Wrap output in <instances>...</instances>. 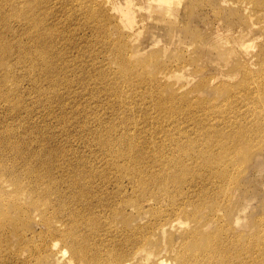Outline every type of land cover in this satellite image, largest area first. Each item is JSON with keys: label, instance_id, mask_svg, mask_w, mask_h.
Segmentation results:
<instances>
[{"label": "rangeland", "instance_id": "rangeland-1", "mask_svg": "<svg viewBox=\"0 0 264 264\" xmlns=\"http://www.w3.org/2000/svg\"><path fill=\"white\" fill-rule=\"evenodd\" d=\"M103 1L104 0H0V146L2 145L0 147L2 149H0V162L3 165L2 168L5 169L8 164L10 167L7 166V168L12 170L11 172L13 175L18 174V176L21 177L23 174L21 178L28 177L29 182H40L41 186L49 188L51 200L56 203L57 207L63 206L67 200H72L74 196H77V193H75L77 188L75 189L73 187H77L74 185L78 184L72 182L81 176H87L89 172H87V174L85 173L88 169L106 168L119 171L128 169V166L130 167L129 169H135V166H141L144 169L145 164H154L153 169H169L171 171L184 169L188 172L189 176L197 175V177H200V175L202 177L203 174L201 173H204L206 170L208 171V169H218V171L222 172L224 175L232 174V170L239 169L237 173L238 189L235 194L234 191H230L231 196L233 194L235 196L233 198L234 211L232 213L234 215V220L232 222H235L237 218L235 226L238 229V234L243 230H247V232H243V235L239 236L240 243L238 244L239 249H237V251H240L237 257L238 261L236 259V264H240V260L244 259V257L247 259L252 258L249 264H264V148L260 145L261 142H264V120L258 119L260 114L259 106H264V93L262 92V88H260V91H249L246 88H241L238 91L240 95H243H241V100H243L241 101L242 103L239 102L230 106L228 101L226 102V98L229 96V92L227 91H230L231 85L235 83L238 85L242 79L245 80L244 76L246 73L235 70L233 68L235 63L239 60L241 62L258 65L257 59H259L260 55L264 56V31L258 29V26L253 27L257 25V18H253V22L256 21V25H249L250 28L246 27V22L243 24L240 22V26H242L243 29H251L252 27L250 36L252 38L255 37L254 39L256 40L253 39L254 42L250 41L252 44H250L251 47L249 46L248 50L243 49V51L237 48L239 51L237 54L228 55L226 54V50L233 44L227 42V39L224 38V36H227L229 33V23L233 21L235 27H238L239 20L244 21L246 19H244V16L247 17V13L240 11V13L238 12L236 15L232 14L234 17L231 16L227 20L224 19V17H229L230 11L226 3H221L222 0H106L111 9L106 7ZM6 4L10 6H6ZM24 8L25 10H22ZM233 9L235 10L236 8L233 7ZM125 10L130 11L129 20H126L123 16V11ZM126 23H130L129 27L131 28L133 26V29L131 30L126 27ZM217 30L222 32V38L216 34ZM40 45L41 48L39 47ZM44 45H46V47ZM42 47L51 50L48 51ZM20 48L22 50H20ZM14 49H16L17 53ZM25 50L28 54H26ZM54 51L58 52L55 54ZM249 51L252 53H248ZM18 52H22V55L18 54ZM59 52L60 54H58ZM253 53H255V58L249 60V57ZM47 56L49 57L47 58ZM15 57H18V60H16ZM57 57H60L61 60ZM13 59L16 60L14 61L15 63H13ZM19 59L20 62H18ZM51 60L52 66L49 65L51 64ZM34 61L36 63H34ZM36 64L38 66H36ZM21 65H25L23 66L24 68ZM160 68L169 70L168 75L170 79L166 81L164 87H159L158 92L165 97L172 95L174 97V100L171 101L170 99L164 104V111H172L173 109L178 111L179 114L174 116V118L179 116L177 120H174V118L169 119L164 114L165 112L160 113L159 110L157 111V105H159L158 100L157 98L153 99L152 95L154 93H152V91L150 95V90L153 89L149 87L148 83L146 85L142 84L145 81L147 82L148 79L151 80L154 76L153 73L157 72ZM9 69L11 74H9ZM14 74H16L17 77L19 75V78L15 77ZM15 78L18 79V82ZM136 78L145 81L139 82L138 86L134 87ZM19 80L21 81L19 82ZM65 82H67V86ZM88 85H91V87H88ZM71 86L75 89L70 90L73 89ZM67 88L73 93L69 94L70 92ZM148 88H150L149 91H147ZM14 90L17 91L18 94ZM61 90L65 92L66 95ZM223 91H226L227 94ZM60 94L63 96L61 97ZM251 95L253 97V102L248 99ZM134 99H137V101ZM245 99L248 101H245ZM19 101L20 103L23 102V104L21 103V105ZM125 101H127V103ZM255 101L258 104H256ZM245 105H251V107L249 106L250 113ZM252 106H254V108H252ZM263 106L262 108H264ZM237 107L238 109L241 107V110L239 109L241 113L238 111ZM203 108H206L207 112L212 113V116H215L214 113L217 111H221L218 116L219 118H215L214 122V118L210 117L211 120L208 125L207 120L209 119L204 113ZM214 109L217 110L215 111ZM226 111H228V114ZM230 111L235 112L231 115L229 113ZM242 111L244 112L242 113ZM245 112L246 114L253 113L248 116V114H244ZM263 113L264 111L262 114ZM236 114H238L237 117H242L240 121L239 118L236 117ZM229 115L233 116L232 118L234 121H227L228 117H230ZM222 117H224L223 120L226 119L225 123ZM157 119L158 122L156 121ZM250 119H252V122L256 120L254 122L255 127H258L257 125H262V128L253 127V123ZM95 120H98V123L95 122ZM247 120L251 122V125ZM130 121L133 122L130 123ZM134 121L137 125L134 124ZM151 122L153 124H151ZM159 122H164L165 124ZM128 123L130 124L128 125ZM138 124L139 128L137 127ZM157 124H160L163 128ZM231 124H233V126H231ZM166 125L172 127L169 128L167 126L169 129L167 128L168 130L166 129V131L164 130ZM174 125L175 127L178 126V129L176 128L177 130L175 131H173L175 129ZM12 126L14 130L11 128ZM209 126L211 131L209 130L210 128H208ZM215 126L217 127V131L219 130V132L225 136L222 141H219L221 136H219L220 134L216 131ZM251 126L258 132L252 129ZM248 127L255 133H253L252 130V132L247 131L249 129ZM22 128H25L23 129L25 131L21 130ZM186 128L190 131H186ZM9 129L14 132H11ZM191 130L195 131L192 132ZM202 130H205V135L203 134L204 132L202 133ZM178 131L179 133H176ZM180 131L183 132L180 133ZM197 131H199V135L202 134V139L199 135H196ZM242 131H244V133ZM5 132L6 134L4 135ZM134 132L137 133L134 134ZM156 132L159 136L162 135L163 139L159 136L157 137L158 139L154 138V136H157ZM162 132H165L166 136H164ZM174 133L177 135H174ZM126 134L130 135L127 136ZM178 134L179 137H177ZM235 134L236 137L234 138ZM140 136L141 141L139 138ZM11 137L13 138L11 139ZM48 137L50 139H48ZM204 137H207L204 139L207 142L203 140ZM7 138L9 140H7ZM23 138L27 139L24 140ZM133 138L135 142H131L134 141ZM148 138L152 141L148 142ZM181 138L184 139V142ZM121 139L123 142H119ZM124 139L127 141L124 142ZM143 139L144 141L142 142ZM146 140L147 142H145ZM187 140H189L190 143H188L189 141ZM26 141L28 142V146L26 145ZM2 142H5L4 144L7 145H4ZM109 142L110 145L108 144ZM129 142H131L132 145H134V143L137 145L138 143V147L140 146L141 149L145 147L143 151L136 147V153H141L138 155L145 157V163L135 160V157H133L134 155L129 150V146L131 145ZM141 142L144 145L140 144ZM144 142L148 143V145ZM211 142L215 146H213ZM202 143L207 144L203 145ZM14 145H17V147H14ZM125 145H128L126 151H124ZM152 145L155 148L154 150ZM160 145L162 146L160 147ZM185 145H187L186 148ZM199 145L203 146V150L206 151L204 152L201 150V146L199 147ZM209 145L211 147H209ZM21 146H23V149ZM205 146L207 149L209 148V150H207ZM148 147H151V149ZM114 148H116V150ZM217 148H219L220 151ZM17 149L19 151H17ZM181 149L183 151L185 150V154H183ZM176 150H179V152H177L178 154L173 152H176ZM3 151L6 153H3ZM249 151H251V154L247 161L244 162L246 159L244 154ZM160 153L162 154L161 156ZM202 153L205 154L203 155ZM17 155L18 157H16ZM129 155H131L130 159ZM206 155L208 157L205 158ZM156 156L159 157L157 158ZM165 156L172 159L170 160ZM175 156H178V159ZM180 156H182V158ZM218 156H222V159H219V161L221 160L219 164L216 162ZM6 157L9 160H7ZM25 157L27 158L26 161ZM111 157L112 160H110ZM81 158L85 159L82 160ZM106 159L108 161H106ZM157 159H159V162L156 161ZM187 159L188 161L191 159L190 161L191 163L193 162V164H191L190 161L188 162ZM223 160L226 162H223ZM45 162H49V164ZM111 162H113V164ZM42 164L46 166L43 168ZM142 164L144 166H142ZM19 165L21 167H19ZM28 165L31 167L29 168ZM205 165H207V167ZM108 166L110 167L108 168ZM202 166L204 167L203 170ZM36 167L39 169L37 168V170H35ZM61 168L66 169V172L70 169L68 172L72 170V173L67 172V174H60L57 169ZM23 169L29 170L22 172ZM150 169H152V167ZM43 170L48 171L50 175L53 174L55 177L53 175L52 177L49 176V174ZM200 170L202 171L201 173ZM78 171L80 173L82 171L85 175H79V173H77ZM40 173H44L45 176L42 175V177ZM57 173L60 177H58L59 175ZM67 176H69V181H67ZM41 177L43 179L45 178L49 183L47 181L45 182ZM56 181H58V183ZM50 182H52L54 186ZM60 183L62 187L65 188H61ZM49 184L53 187H50ZM60 189L63 193L61 191V193H58ZM124 191L127 194L129 193V191ZM53 192L55 194H52ZM67 193L75 194L67 195ZM62 196H64V198ZM66 196H68V199ZM38 201L39 204L42 203V200ZM43 207L47 208L46 205H43ZM6 208L7 210H11L10 206ZM33 209L34 207H29L28 210L31 212ZM1 210L2 209H0V212ZM53 213L54 210L50 208L47 210L46 215L50 216L51 220L59 217ZM64 213L69 215L67 210H65ZM122 217V213H118L114 216L115 220L118 219L119 222L122 221ZM70 219H72V216L69 215L67 218L68 223ZM39 222L40 216H37L36 220L32 221L28 219V225L25 227H23V225L19 227L18 225L17 229H21L20 231L14 232L12 228H9L7 231L5 230L6 232H3L0 236V264H53L49 255L50 250H46L45 243L56 236L48 233L47 227ZM107 222L108 221H106V223ZM248 226H250L251 231L247 229ZM2 231L3 230H0V232ZM27 231L28 236H24L23 234ZM35 231L39 234H32V236L31 233ZM40 231H44L43 235H41ZM79 231L82 235L91 236L90 232L92 228L89 225L82 226ZM93 239L95 238H92V240ZM160 239L162 241H167V237L165 238L163 235L160 236ZM174 240L179 241L180 235L175 233ZM63 245L66 244L63 242V239H61L59 246ZM66 249L69 251V248ZM242 249H245L246 252ZM248 250L249 253L247 252ZM160 256H163V254ZM69 258L70 252H68V260ZM241 264L243 263L241 262Z\"/></svg>", "mask_w": 264, "mask_h": 264}, {"label": "bare ground", "instance_id": "bare-ground-1", "mask_svg": "<svg viewBox=\"0 0 264 264\" xmlns=\"http://www.w3.org/2000/svg\"><path fill=\"white\" fill-rule=\"evenodd\" d=\"M2 2V1H1ZM8 2V1H7ZM6 3V2H5ZM221 3H226L229 7V17L224 19H228L233 15H236V13H240V11H244L247 13V17L244 16V21L239 20V26L235 27V24L233 21H231L229 23V33L227 36H224V38L227 39V42H231L232 45L229 46V49L226 50V54L228 55H232V54H237L239 50L243 51L244 50H248L251 42L256 39L252 38L250 36V31L252 30L249 25L253 26L256 25L255 22H253V18H257V25L253 26V27H257L258 29L264 31V0H222ZM18 4V3H17ZM103 4H105L106 7H108L109 9H111L110 5L107 3L106 0L103 1ZM102 4V5H103ZM9 4H6V6ZM1 6V5H0ZM10 6V5H9ZM17 6V5H16ZM3 7V6H2ZM104 7V5H103ZM128 7V6H127ZM233 7H235L236 9L234 10ZM220 8V7H219ZM22 10H25L22 9ZM218 10V9H217ZM18 11V10H17ZM221 11V10H219ZM234 11V13H233ZM243 13V12H242ZM1 14V13H0ZM19 14V13H18ZM233 14V15H232ZM244 14V13H243ZM15 15V14H14ZM13 15V16H14ZM123 16L126 18V20L130 19V11L125 10L123 11ZM238 16V14H237ZM234 17V16H233ZM15 18V16H14ZM237 18V17H236ZM239 18V17H238ZM13 19V18H12ZM11 19V20H12ZM17 20V19H15ZM22 20V19H21ZM231 20V19H230ZM243 20V19H242ZM19 22V20H18ZM238 22V21H235ZM240 22H242V24L244 22L245 25H247L246 27H249L247 29H243L242 26H240ZM11 23V22H10ZM9 23V24H10ZM250 23V24H248ZM130 24V23H129ZM129 24L126 23V27H129ZM131 24L133 25V23L131 22ZM238 24V23H237ZM131 25V26H132ZM133 27V26H132ZM130 28L131 30L133 28ZM52 30V29H51ZM249 30V31H248ZM248 31V32H247ZM10 33V32H9ZM19 33V32H18ZM17 33V34H18ZM15 34V33H14ZM13 34V35H14ZM216 34L218 36H221L222 38V32L220 30L216 31ZM1 35V34H0ZM226 35V34H225ZM21 37V36H20ZM2 38V37H1ZM18 38V37H17ZM45 38V37H44ZM52 38V37H51ZM49 38V39H51ZM229 38V39H228ZM4 39V38H3ZM15 39V38H14ZM254 39V40H253ZM47 40V38H46ZM52 40V39H51ZM54 40V38H53ZM45 41V40H44ZM251 41V42H250ZM43 42V41H42ZM41 42V44H42ZM53 42V41H50ZM38 43V42H37ZM46 43V42H45ZM49 43V42H47ZM15 44V43H14ZM17 44V43H16ZM50 44V43H49ZM110 44V43H108ZM107 44V45H108ZM12 45V44H11ZM18 45V44H17ZM25 45V44H24ZM252 45V44H251ZM254 45V44H253ZM26 46V45H25ZM46 47V45H44ZM52 46V45H51ZM18 47V46H17ZM15 47L16 49H19ZM41 48V45L39 46ZM38 47V48H39ZM53 47V46H52ZM251 47V46H250ZM13 48V47H12ZM36 48V47H35ZM43 49H47L48 48H44ZM106 48V47H105ZM238 48V49H237ZM16 49H14V51H16ZM26 49V48H25ZM20 50H22L20 48ZM39 50V49H38ZM42 50V49H41ZM51 50V49H49ZM48 50V51H49ZM253 50V49H251ZM53 51V50H52ZM26 52V50H25ZM46 52V51H45ZM55 54L58 51H54ZM17 53V51H16ZM22 53V52H21ZM20 52H18V54H21ZM39 53V52H38ZM248 53H252V52H248ZM24 54V53H23ZM26 54H28L26 52ZM44 54V53H43ZM47 54V52H46ZM51 54V53H50ZM60 54V52L58 53ZM16 55V54H14ZM22 55V54H21ZM40 55V54H39ZM49 55V54H48ZM20 56V55H18ZM36 56V55H35ZM46 56V55H45ZM44 56V57H45ZM56 56V55H54ZM21 57V56H20ZM29 57V56H28ZM41 57V56H40ZM39 57V58H40ZM49 56H47L48 58ZM53 57V56H51ZM92 57V56H91ZM16 58V57H15ZM18 58V57H17ZM16 58V60H18ZM38 58V59H39ZM58 59H60V57H57ZM255 58V53H253L250 57L249 60H253ZM53 59V58H52ZM63 59V58H62ZM94 59V58H93ZM13 59V63H15L14 61H16ZM24 60V59H23ZM28 60V59H27ZM26 60V61H27ZM40 60V59H39ZM37 60V61H39ZM49 60V59H48ZM61 60V59H60ZM258 65H254L252 63H246V62H241V61H237L235 63V66L233 67L235 70H238L240 72H245V80H241L240 84L236 85L232 84L230 91L229 92V96L228 98H226V102L228 101V103L231 105L235 104V103H239L243 100H241V95L239 94L240 92L238 90H240L241 88L243 89H247L249 91H253V90H258L260 91V88H262V92L264 93V56L260 55L259 59H257ZM22 61V60H21ZM32 61V60H31ZM36 61V60H35ZM34 61V63H36ZM50 61V60H49ZM69 61V60H68ZM97 61V60H96ZM12 62V61H11ZM20 62V59L19 61ZM25 62V61H24ZM23 62V63H24ZM30 62V60H29ZM48 62V61H47ZM59 62V61H58ZM95 62V61H94ZM100 62V61H99ZM12 63V65H13ZM39 63V62H38ZM45 63V62H44ZM55 63V62H54ZM102 63V62H101ZM21 64V63H20ZM28 64V63H27ZM58 64V63H57ZM56 64V65H57ZM52 66V60H51V64H49ZM65 65V64H64ZM70 65V64H69ZM98 65V64H97ZM102 65V64H100ZM18 66V65H17ZM22 66V65H21ZM25 66V65H23ZM22 66V67H23ZM35 66V65H34ZM36 66H38L36 64ZM45 67V66H44ZM55 67V65H54ZM24 68V67H23ZM26 70V69H25ZM37 70V69H36ZM73 70V68H72ZM27 71V70H26ZM56 71V70H55ZM60 71V70H59ZM9 74H11V71L9 69ZM39 72V71H38ZM49 72V71H48ZM69 72V71H68ZM35 73V72H34ZM56 73V72H55ZM169 70L168 69H158L157 72H154V76L153 78L148 79V81L146 82L145 80L142 79H137L136 78V83L134 84V87L138 86L139 82H143L142 84L146 85L147 83L149 84V87L152 88L153 90H150V95H151V91L152 93H154L152 95L153 99L157 98L159 105H157V111L159 110L160 113H164L169 119H173L175 115H178L179 112L175 111V109H173L172 111L167 110L164 111L165 107L164 104L168 102V100L171 99L174 100L173 95L172 96H168L165 97L164 95L160 94L158 92L159 87L162 86L164 87V84L166 83V81H168L170 79L169 75ZM69 74V73H68ZM15 77L16 74H14ZM25 75V74H24ZM54 75V74H53ZM52 75V77H53ZM65 75V73H64ZM58 76V74H57ZM60 76V75H59ZM21 77V75H20ZM61 77V76H60ZM19 78V75L18 77ZM28 78V77H27ZM58 78V77H57ZM65 78V77H64ZM71 78V77H70ZM77 78V77H76ZM16 79V78H15ZM24 79V77H23ZM21 79V80H23ZM26 79V77H25ZM46 79V78H45ZM62 79V78H61ZM66 79V78H65ZM18 79H16L17 81ZM19 80V82L21 81ZM28 80V79H27ZM24 80V81H27ZM56 80V79H55ZM47 81V80H45ZM50 81V80H49ZM62 81V80H61ZM68 81V80H67ZM6 82V81H5ZM18 82V81H17ZM23 82V81H22ZM21 82V83H22ZM60 82V80H59ZM212 82V81H211ZM20 83V84H21ZM66 86H67V82ZM94 83V82H93ZM12 84V83H11ZM56 84V83H55ZM63 84V83H62ZM78 84V83H77ZM87 84V83H86ZM19 85V84H18ZM58 85V84H57ZM61 85V83H60ZM70 85V84H69ZM72 85V84H71ZM85 85V84H83ZM104 85V84H103ZM8 86V85H7ZM21 86V85H20ZM59 86V85H58ZM82 86V85H81ZM120 86V85H118ZM57 87V86H56ZM55 87V88H56ZM63 87V86H62ZM73 87V86H71ZM76 87V86H75ZM88 87H91V85ZM103 87V86H102ZM108 87V86H107ZM110 87V86H109ZM21 88V87H20ZM147 91H149V89ZM15 89H17L15 87ZM61 89V86H60ZM75 88L73 87V89L70 90H74ZM109 89V88H108ZM140 89V88H139ZM56 90V89H55ZM67 90L69 91V89L67 88ZM103 90V89H102ZM178 90V89H177ZM246 90V91H247ZM15 91V90H14ZM18 91V89H17ZM15 91V92H17ZM62 91V90H61ZM66 91V90H65ZM82 91V90H81ZM80 91V92H81ZM63 92V91H62ZM67 92V91H66ZM71 93H73L72 91H69ZM93 92V91H92ZM111 92V91H110ZM224 93L227 94L226 91H223ZM237 92V93H236ZM248 92V91H247ZM261 92V93H262ZM20 93V91H19ZM60 93V92H59ZM65 93V92H63ZM78 93V92H77ZM136 93V92H135ZM134 93V94H135ZM245 93V92H244ZM252 93V92H251ZM7 94V93H6ZM18 94V92H17ZM39 94V93H38ZM58 94V93H57ZM62 94V93H61ZM60 96L62 97L63 95ZM68 94V95H69ZM83 94V93H82ZM145 94V93H144ZM21 95V94H20ZM66 95V93H65ZM75 95V94H73ZM72 96V95H71ZM87 96V94H86ZM243 96V95H242ZM247 96V95H246ZM17 97V96H16ZM20 97V96H19ZM74 97V96H73ZM78 97V96H77ZM252 97V95H251ZM250 96L248 97V99L252 100L253 102V97L251 98ZM7 98V97H6ZM125 98V97H124ZM143 98V97H142ZM232 98V99H231ZM23 99V98H22ZM25 99V98H24ZM70 99V98H69ZM140 99V98H139ZM145 99V98H144ZM243 99V98H242ZM258 99V98H256ZM26 100V99H25ZM24 100V103L26 105V102ZM46 100V99H45ZM80 100V99H79ZM132 100V99H131ZM135 100V99H134ZM146 100V99H145ZM21 101V99H20ZM19 101V103H20ZM137 101V99L135 100ZM143 101V99H142ZM245 101H248L245 99ZM64 102V101H63ZM76 102V101H75ZM127 103V101H125ZM133 102V100H132ZM256 102V101H255ZM23 104V102H21ZM20 103V104H21ZM51 103V102H50ZM125 103V104H126ZM130 103V102H129ZM135 103V102H134ZM142 103V102H141ZM140 103V104H141ZM144 103V101H143ZM242 103V102H241ZM21 104V105H22ZM41 104V103H40ZM256 104H258L256 102ZM255 104V105H256ZM263 104V103H262ZM20 105V106H21ZM46 105V104H45ZM65 105V104H64ZM130 105V104H129ZM134 105V104H133ZM137 105V104H135ZM239 105V104H238ZM6 106V105H5ZM51 106V105H50ZM73 106V105H72ZM78 106V105H77ZM138 106V105H137ZM183 106V105H182ZM244 106V105H242ZM247 106V110L250 113V107L251 105H245V107ZM250 106V107H249ZM263 105L259 106V116L258 119L259 120H264V113L262 114V112L264 111V108H262ZM2 107V106H1ZM46 107V106H45ZM56 107V106H55ZM168 107V106H167ZM187 107V106H186ZM244 107V108H245ZM264 107V106H263ZM4 108V107H3ZM53 108V107H52ZM72 108V107H71ZM80 108V107H79ZM243 108V109H244ZM252 108H254V106H252ZM77 109V107H76ZM168 109V108H166ZM204 109V108H203ZM213 109V108H212ZM238 109V107H237ZM236 109V110H237ZM239 109L241 110V107H239ZM238 109V111L240 112V110ZM245 109V110H246ZM257 109V108H256ZM215 111L217 109H214ZM219 110V109H218ZM258 110V109H257ZM26 111V110H25ZM24 111V112H25ZM86 111V110H85ZM253 111V110H252ZM1 112V111H0ZM33 112V111H32ZM228 111H226L227 113ZM235 111H230L229 113L231 115H233L232 113ZM244 111H242L243 113ZM247 112V111H246ZM246 112L244 114H246ZM185 113V112H183ZM204 113L207 115V118L209 120H207L208 125L209 122L211 120V118H214V122H215V118H219V113H221V111H217L215 114V116H212L210 112H207L206 108L204 109ZM238 113V112H237ZM241 113V112H240ZM239 113V114H240ZM248 114L251 115V114ZM9 114V113H8ZM12 114V113H11ZM94 114V113H93ZM96 114V113H95ZM225 114V113H224ZM228 114V113H227ZM235 114V113H234ZM243 114V115H244ZM246 114V115H247ZM29 115V113H28ZM87 115V114H86ZM238 114H236L237 117ZM242 115V114H241ZM45 116V115H44ZM56 116V115H55ZM96 116V115H95ZM230 116V115H229ZM247 116V117H248ZM182 117V116H181ZM211 117V118H210ZM233 116L228 117L227 121H232ZM254 117V116H252ZM32 118V117H31ZM98 118V117H97ZM108 118V117H107ZM239 118V117H237ZM242 117L239 118V121ZM246 118V117H245ZM249 118V117H248ZM153 119L155 120V118L153 117ZM164 119V118H163ZM179 119V116H176L174 118V120ZM224 119V117H222V120ZM247 119V118H246ZM23 120V119H20ZM100 120V119H99ZM104 120V119H103ZM107 120V119H106ZM218 120V119H217ZM220 120V119H219ZM226 120V119H225ZM225 120L224 123H225ZM238 120V119H237ZM244 120V119H243ZM249 120V119H248ZM247 120V121H248ZM25 121V120H24ZM98 121V120H97ZM95 120V122H97ZM101 121V120H100ZM105 121V120H104ZM139 121V120H138ZM149 121V119H148ZM158 122V119L156 120ZM182 121V120H181ZM187 121V120H186ZM222 121V122H223ZM234 121V120H233ZM246 121V122H247ZM250 121L252 122V119H250ZM248 121V122H250ZM256 121V120H255ZM254 121V122H255ZM20 122V121H19ZM74 122V121H73ZM133 121H130V123ZM137 122V121H136ZM140 122V121H139ZM154 122V121H153ZM180 122V121H179ZM213 122V121H212ZM221 122V121H220ZM237 122V121H236ZM250 122V125H251ZM253 123V127H255V124ZM32 123V122H31ZM98 123V122H97ZM105 123V122H104ZM120 123V122H119ZM128 123V125L130 124ZM138 123V122H137ZM141 123V122H140ZM139 123V124H140ZM159 123H163L164 122H159ZM173 123V122H172ZM181 123V122H180ZM185 123V122H184ZM26 124V123H25ZM87 124V123H86ZM101 124V123H100ZM108 124V123H106ZM127 124V123H126ZM134 124L137 125L134 121ZM139 124H138V128H139ZM142 124V123H141ZM151 124H153L151 122ZM155 124V122H154ZM169 124V123H168ZM177 124V123H175ZM218 124V123H217ZM229 124V122H228ZM242 124V123H241ZM247 124V123H246ZM7 125V124H6ZM23 125V124H22ZM105 125V124H104ZM124 125V124H123ZM133 125V124H132ZM149 125V124H148ZM158 126H161L160 124H157ZM183 125V123H182ZM181 125V126H182ZM227 125V123H226ZM237 125V124H236ZM15 126V125H14ZM91 126V123H90ZM110 126V125H109ZM122 126V125H121ZM153 126V125H152ZM168 125H166V127L164 128V130H166L168 127ZM187 126V125H186ZM200 126V125H199ZM214 126V125H213ZM212 126V128H213ZM231 126H233V124H231ZM249 126V124H248ZM258 127L255 128H259L262 125H257ZM8 127V126H7ZM95 127V126H94ZM114 127V126H113ZM151 127V126H150ZM155 127V126H153ZM157 127V126H156ZM162 127V126H161ZM172 127V126H170ZM169 127V128H170ZM175 127V125H174ZM178 127V126H177ZM175 127V130H177L178 128ZM183 127V126H182ZM181 127V128H182ZM185 127V124H184ZM216 127V126H215ZM3 128V127H1ZM13 128V126L11 127ZM86 128V127H85ZM125 128V127H124ZM129 128V127H128ZM131 128V127H130ZM144 128V127H143ZM163 128V127H162ZM168 128V129H169ZM177 128V129H176ZM180 128V127H179ZM210 128V126L208 127ZM230 128V127H229ZM249 128V127H248ZM252 128V126H251ZM262 128V127H261ZM260 128V129H261ZM5 129V128H3ZM17 129V128H16ZM25 128H22L21 130H23ZM65 129V128H64ZM141 129V127H140ZM150 129V128H149ZM155 129V128H154ZM167 129V130H168ZM188 128H186V131H190ZM204 129V128H203ZM207 129V127H206ZM254 129V128H252ZM252 129H248L247 131H251ZM264 129V128H263ZM2 130V129H1ZM8 130V129H7ZM10 130V129H9ZM14 130V128H13ZM13 130H10L11 132ZM18 130V129H17ZM85 130V129H84ZM125 130V129H122ZM136 130V129H135ZM162 130V129H161ZM163 130V131H164ZM166 130V131H167ZM182 130V129H181ZM211 131V128L209 129ZM225 130V129H224ZM228 130V129H226ZM232 130V128H231ZM256 130V129H254ZM25 131V130H23ZM62 131V130H61ZM151 131V129H150ZM170 131V130H169ZM172 131V132H173ZM184 131V130H183ZM183 131H180L183 132ZM192 132L195 130H191ZM216 131H217V127H216ZM215 131V132H216ZM223 131V129H222ZM221 131V132H222ZM233 131V130H232ZM253 131V130H252ZM251 131V132H252ZM257 131V130H256ZM260 131V130H259ZM10 132V133H11ZM14 132V131H13ZM16 132V131H15ZM122 132V131H121ZM131 132V131H130ZM138 132V131H137ZM136 132V133H137ZM171 132V133H172ZM199 131H197L196 135H199L198 133ZM204 132V133H203ZM219 132V130L217 131ZM244 133V131H242ZM258 132V131H257ZM264 132V131H263ZM56 133V132H55ZM134 132V134H136ZM145 133V132H144ZM157 133V132H156ZM165 135V132H162ZM161 133V134H162ZM170 133V135H171ZM176 133H179L176 132ZM174 133V135L176 134ZM190 133V132H188ZM195 133V132H194ZM202 133L205 135V130H202ZM253 133H255L253 131ZM261 133V132H260ZM1 134V132H0ZM6 134V132L4 133V135ZM12 134V133H11ZM18 134V133H17ZM21 134V133H20ZM123 134V133H122ZM132 134V133H131ZM133 134V135H134ZM146 134V133H145ZM192 134V133H191ZM190 134V137H191ZM220 134V135H219ZM219 136H221L219 141L223 140V137H225L222 133L219 132ZM10 135V134H9ZM8 135V136H9ZM124 135V134H123ZM127 136L130 134H126ZM125 135V136H126ZM141 135V134H140ZM157 136L154 138H157L159 136V134H156ZM169 135V136H170ZM177 135V134H176ZM189 135V134H188ZM187 135V136H188ZM193 135V134H192ZM202 135V134H201ZM201 135H199V137H201ZM217 135V136H218ZM238 135V134H237ZM256 135V134H255ZM14 136V135H13ZM108 136V134H107ZM122 136V135H121ZM147 136V135H146ZM195 136V135H193ZM208 136V135H207ZM218 136V137H219ZM239 136V135H238ZM237 136V137H238ZM249 136V135H248ZM24 137V136H23ZM28 137V134H27ZM90 137V136H89ZM119 137V136H118ZM124 137V136H123ZM132 137V136H130ZM134 137V136H133ZM159 137H162V135H160ZM179 137V134L178 136ZM181 137V136H180ZM186 137V136H185ZM210 137V135H209ZM208 137V138H209ZM228 137V136H227ZM236 137V134L234 136V138ZM13 137H11L12 139ZM58 138V137H57ZM87 138V137H86ZM108 138V137H107ZM140 141H141V136L139 137ZM138 138V139H139ZM146 138V137H145ZM153 138V139H154ZM168 138V136H167ZM171 138V136H170ZM176 138V136H175ZM184 138V137H183ZM189 138V137H188ZM193 138V137H192ZM196 138V137H195ZM194 138V139H195ZM198 138V137H197ZM207 137H204V139H206ZM24 140H26L25 138H23ZM48 139H50L48 137ZM102 139V138H100ZM117 139V138H116ZM115 139V140H116ZM132 139V138H129ZM149 139V138H148ZM151 139H152V135H151ZM151 139L148 140L152 141ZM158 139V138H157ZM163 139V137H162ZM162 139L160 138V140L162 141ZM182 139V138H181ZM185 139V138H184ZM182 139V141L184 140ZM191 139V138H190ZM202 139V137H201ZM215 139V138H214ZM248 139V138H247ZM5 140V139H4ZM7 140H9L7 138ZM53 140V139H52ZM61 140V139H60ZM134 140V138H133ZM156 140V139H155ZM159 140V143H160ZM171 140V139H169ZM179 140V139H178ZM196 140V139H195ZM211 140V139H210ZM217 140V139H216ZM215 140V141H216ZM252 140V139H251ZM16 141V140H15ZM64 141V140H63ZM104 141V140H103ZM122 139L119 141L121 142ZM127 141L124 139V142ZM131 141V140H130ZM139 141V142H140ZM144 141V139L142 140V142ZM166 141V140H165ZM189 141V140H187ZM194 141V140H193ZM205 142H207L206 140H204ZM231 141V140H230ZM6 142V141H5ZM4 142V143H5ZM13 142V140H12ZM27 142V141H26ZM25 142V143H26ZM111 142V141H110ZM110 142L108 143L110 145ZM123 142V141H122ZM131 142H135L131 141ZM129 142V143H131ZM140 144H143V143ZM147 142V140L145 141ZM144 142V143H145ZM155 142V141H153ZM157 142V140H156ZM163 142V141H162ZM169 142V141H168ZM184 142V141H183ZM217 142V141H216ZM3 143V142H2ZM3 143V144H4ZM20 143V142H19ZM56 143V142H55ZM74 143V142H73ZM128 143V142H127ZM137 143V142H136ZM164 143V142H163ZM190 143V141L188 142ZM193 143V142H192ZM191 143V144H192ZM212 143V142H211ZM17 144V143H16ZM59 144V143H58ZM112 144V143H111ZM139 144V145H140ZM148 145V143H145ZM154 144V143H153ZM158 144V142H157ZM196 144V143H194ZM207 144V143H202ZM229 144V143H228ZM226 144V145H228ZM7 145V144H4ZM3 145V148H4ZM22 145V144H21ZM24 145V144H23ZM26 145L28 146V142L26 143ZM92 145V144H91ZM130 145V144H128ZM128 145H125L124 147V151H126V149L128 148ZM144 145V144H143ZM151 145V143H150ZM167 145V144H165ZM213 145V143H212ZM259 145V144H258ZM262 146V148H264V142H261L260 144ZM2 146V145H1ZM0 146V147H1ZM20 146V144H19ZM25 146V145H24ZM127 146V147H126ZM142 146V145H141ZM146 146V145H145ZM162 145H160L161 147ZM181 146V145H180ZM184 146V145H183ZM182 146V147H183ZM190 146V145H189ZM194 146V145H193ZM201 145H199L200 147ZM208 146V145H207ZM215 146V145H213ZM217 146V145H216ZM14 147H17V145H14ZM23 146H21L22 148ZM26 147V146H25ZM121 147V146H120ZM136 147H138V143L137 145H131L129 146V150L130 152L134 155H132L133 157H135V160L138 162H144L145 157L140 156L138 154L141 153H136ZM187 147V145H185V148ZM203 146H201V150H203L204 148H202ZM206 147V146H205ZM209 147H211L209 145ZM220 147V146H219ZM11 148V147H10ZM48 148V147H47ZM58 148V147H57ZM56 148V149H57ZM100 148V147H99ZM113 148V147H112ZM140 148V146L138 147ZM145 148V147H144ZM143 148V149H144ZM149 149H151V147H148ZM153 150L155 149L152 145ZM164 148V147H163ZM184 148V147H183ZM182 148V149H183ZM1 149V148H0ZM15 149V148H14ZM23 149V148H22ZM32 149V148H31ZM93 149V148H92ZM116 150V148H114ZM141 149V148H140ZM143 149H141V151H143ZM162 149V148H161ZM165 149V148H164ZM174 149V148H173ZM172 149V150H173ZM181 149V150H182ZM207 149V147H206ZM219 150V148H217ZM222 149V148H221ZM232 149V148H231ZM2 150V149H1ZM0 150V151H1ZM21 150V149H20ZM25 150V148H24ZM43 150V149H42ZM120 150V148H119ZM148 150V149H147ZM157 150V149H156ZM163 150V149H162ZM171 150V151H172ZM180 150V151H181ZM209 150V148L207 149ZM14 151V150H12ZM16 151V150H15ZM17 151H19L17 149ZM34 151V150H33ZM91 151V150H90ZM102 151V150H101ZM123 151V152H124ZM150 151V150H149ZM165 151V150H164ZM170 151V152H171ZM185 151V150H184ZM183 152V154H185V152ZM190 151V150H189ZM193 151V150H192ZM204 151V150H203ZM206 151V150H205ZM204 151V152H205ZM217 151V150H216ZM220 151V150H219ZM5 151H3L4 153ZM9 152V150H8ZM7 152V154H8ZM23 152V151H22ZM27 152V151H26ZM30 152V150H29ZM64 152V151H62ZM103 152V151H102ZM117 152V151H115ZM114 152V153H115ZM121 152V151H120ZM122 152V153H123ZM140 152V151H139ZM145 152V151H144ZM159 152V151H158ZM169 152V151H168ZM167 152V153H168ZM174 153L179 152V150L176 152L173 151ZM196 152V151H195ZM212 152V150H211ZM224 152V151H223ZM1 153V152H0ZM6 153V152H5ZM18 153V152H17ZM40 153V152H39ZM73 153V152H72ZM95 153V152H94ZM98 153V152H97ZM96 153V154H97ZM101 153V152H100ZM125 153V152H124ZM123 153V154H124ZM129 153V152H128ZM148 153V152H147ZM151 153V152H150ZM149 153V154H150ZM162 153V152H161ZM160 156L164 153L161 154ZM166 153V152H165ZM200 153V152H198ZM196 153V154H198ZM215 153V151H214ZM222 153V152H221ZM6 154V155H7ZM25 154V153H24ZM29 154V153H27ZM33 154V153H32ZM71 154V153H70ZM121 154V153H120ZM170 154V153H169ZM178 154V153H177ZM193 154V153H191ZM189 154V155H191ZM194 154V155H196ZM203 155L205 153H202ZM208 154V153H207ZM216 154V153H215ZM214 154V155H215ZM251 154V151H249L248 153L244 154L245 155V160L244 162L247 161L249 155ZM26 155V154H25ZM110 155V154H109ZM122 155V154H121ZM143 155V154H142ZM159 155V153H158ZM167 155V154H165ZM172 155V153H171ZM180 155V154H179ZM201 155V154H200ZM218 155V154H217ZM216 155V156H217ZM222 155V154H221ZM231 155V154H230ZM229 155V156H230ZM23 156V155H22ZM66 156V155H64ZM68 156V155H67ZM111 156V155H110ZM128 156V155H127ZM150 156V155H149ZM169 156V155H167ZM167 156H165L166 158H168ZM192 156V155H191ZM223 156V155H222ZM222 156H218L216 159L217 164H219V162H221V160L219 161V159H222ZM5 157V156H4ZM12 157V156H11ZM18 157V155L16 156ZM15 157V158H16ZM27 157V155H26ZM25 157V161L27 160V158ZM81 157V156H80ZM113 157V156H112ZM112 157L110 160H112ZM118 157V156H117ZM120 157V155H119ZM126 157V156H125ZM131 155H129V159H130ZM151 157V156H150ZM155 157V156H154ZM157 157V156H156ZM159 157V156H158ZM157 157V158H158ZM173 157V155H172ZM176 158L178 156H175ZM182 158V156H180ZM185 157V156H184ZM195 157V156H193ZM208 157L207 155L205 156V158ZM1 158V157H0ZM7 158V157H6ZM14 158V157H13ZM30 158V156H29ZM70 158V157H69ZM110 158V157H109ZM128 158V157H127ZM188 158V157H186ZM185 158V159H186ZM190 158V157H189ZM192 158V157H191ZM5 159V158H4ZM11 159V158H10ZM17 159V158H16ZM22 159V158H21ZM42 159V158H41ZM63 159V158H62ZM78 159V158H77ZM82 159V158H81ZM85 159V158H83ZM82 159V160H83ZM98 159V158H97ZM114 159V158H113ZM160 159V158H159ZM159 159H157L156 161L159 162ZM170 159V157L168 158ZM172 159V158H171ZM170 159V160H171ZM174 159V158H173ZM178 159V158H177ZM184 159V160H185ZM197 159V158H196ZM195 159V160H196ZM1 160V159H0ZM3 160V158H2ZM7 160H9L7 158ZM20 160V158H19ZM29 160V159H28ZM51 160V159H50ZM75 160V159H74ZM149 160V157H148ZM153 160V159H152ZM151 160V161H152ZM169 160V161H170ZM182 160V159H181ZM191 160V159H190ZM189 160V161H190ZM23 161V162H25ZM100 161V160H99ZM106 161H108L106 159ZM134 161V160H133ZM135 161V162H136ZM146 161V160H145ZM150 161V162H151ZM174 161V160H173ZM188 161V159H187ZM188 161V162H189ZM197 161V160H196ZM225 160H223L224 162ZM41 162V161H40ZM105 162V161H104ZM131 162V161H130ZM171 162V161H170ZM226 162V161H225ZM7 163V161H6ZM5 163V164H6ZM44 163V162H43ZM46 163V162H45ZM69 163V162H68ZM83 163V162H82ZM113 164V162H111ZM110 163V164H111ZM137 163V162H136ZM145 163V162H144ZM149 163V162H148ZM152 163V162H151ZM155 163V162H153ZM184 163V162H183ZM182 163V164H183ZM191 163V161H190ZM35 164V163H34ZM33 164V165H34ZM46 164H49L46 163ZM52 164V162H51ZM91 164V163H90ZM105 164V163H104ZM109 164V165H110ZM132 164V162H131ZM181 164V162H180ZM193 164V162L191 163ZM12 165V164H11ZM27 165V163H26ZM43 165V164H42ZM92 165V164H91ZM97 165V164H96ZM137 165V164H136ZM2 164L0 162V209L1 210V219H0V230H3L2 232H0V236L3 234V232H6L9 228H12L14 232L20 231L21 229H17V226L19 225V227L21 225H23V227L28 225V219L30 220H36L37 216H40V222L42 223V225H45L47 227V232L50 234H53V236H56L55 238L50 239L47 243H45L46 246V250H50L49 251V255H50V259H52L53 264H236V259L238 261V254L239 251H237L238 248V244L240 243V239L239 236L243 235V232H247L246 231H241L238 234V229L235 226V222L237 220V218L235 219V222H232L234 220L233 218V211H234V202H233V198L235 197L234 194L236 192V190L238 189V171L237 170H232V174H222V172H219L218 169H208L207 173L206 171L203 173L200 170V173L203 174V176L201 177H197V175H193V176H189L188 172L184 169H176L175 171H171L169 169H153L154 168V164L150 165V164H145V166L142 164V166H144L145 168L143 169L141 166L140 167H136L135 169H129L130 167L128 166V169H122L119 171H115L114 169H88L86 171L85 174H87V172H89V174H87V176H81L76 180H73L74 182L72 183H77L78 185H74L77 187H73V188H77L76 192L77 193L76 197L74 196V199L72 200H67V202H65L63 204V206H56V203L53 202V200H51L50 197V189L46 188V186H41L40 182H29L28 181V177L26 178H21L17 175H13L12 174V170L7 168L8 164L6 165V168L3 169L2 168ZM25 166V164H24ZM29 166V165H28ZM36 166V165H35ZM33 166V167H35ZM46 165H43V168ZM71 166V165H70ZM73 166V165H72ZM84 166V163H83ZM103 166V165H102ZM132 166V165H131ZM191 166V165H190ZM193 166V165H192ZM207 167V165H205ZM217 166V165H216ZM10 167V166H8ZM14 167V166H13ZM19 167H21L19 165ZM31 166H29L30 168ZM40 167V164H39ZM42 167V166H41ZM51 167V166H50ZM110 166H108L109 168ZM134 167V166H133ZM152 167V169H150ZM199 167V166H198ZM197 167V168H198ZM12 168V167H11ZM23 168V167H22ZM21 168V169H22ZM27 168V167H25ZM38 167H36L35 170H37ZM53 168V166H52ZM51 168V169H52ZM98 168V167H97ZM104 168V167H103ZM112 168V167H111ZM132 168V167H131ZM159 168V167H157ZM192 168V167H191ZM201 168V167H200ZM203 166H202V170H203ZM39 169V168H38ZM42 169V168H40ZM50 169V170H51ZM24 170L22 172H26L28 171ZM32 170V168H31ZM47 170V168H46ZM43 170V171H46ZM58 172H60V174H67V172L70 170L66 169H57ZM77 170V169H76ZM75 170V172H76ZM79 170V169H78ZM83 170V169H82ZM198 170V169H197ZM18 171V170H17ZM39 171V170H38ZM62 171V172H61ZM80 171V170H79ZM79 175L84 174L80 172ZM15 172V171H14ZM31 172V171H30ZM34 172V171H33ZM48 173V171H46ZM52 172V171H51ZM18 173V172H17ZM21 173V172H20ZM28 173V172H27ZM38 173V172H35ZM68 173H72V170ZM41 174V173H40ZM49 174V173H48ZM47 174V175H48ZM58 174V173H57ZM84 174V175H85ZM199 174V172H198ZM4 175V176H3ZM26 175V174H25ZM44 175L41 174V176ZM53 175V174H52ZM52 175L49 174V176L52 177ZM59 175V174H58ZM72 175V174H71ZM78 175V174H77ZM45 176V175H44ZM48 176V177H49ZM54 176V175H53ZM74 176V174H73ZM43 177V176H42ZM41 177V178H42ZM55 177V176H54ZM53 177V178H54ZM60 177V175L58 176ZM68 180L69 181V176ZM39 178V179H41ZM66 178V177H65ZM84 180H83V179ZM38 179V180H39ZM43 179V178H42ZM57 179V177H56ZM62 179V177H61ZM60 179V181H61ZM67 179V178H66ZM73 179V177H72ZM45 180V182L47 181L45 178L43 179ZM59 180V179H58ZM64 180V178H63ZM29 182V183H28ZM48 182V181H47ZM58 183V181H56ZM55 182V183H56ZM63 182V181H62ZM71 182V181H70ZM49 183V182H48ZM52 184V182H50ZM71 183V184H72ZM44 184V183H43ZM47 184V183H46ZM61 184V183H60ZM66 184V182H65ZM69 184V183H68ZM54 186V184H52ZM52 185L49 184V186L51 187ZM67 185V184H66ZM65 185V186H66ZM52 186V187H53ZM56 186V185H55ZM59 186V184H58ZM70 187V186H69ZM68 187V190H69ZM58 188V187H57ZM61 188H65L62 187L61 184ZM39 189V190H38ZM54 189V188H53ZM52 189V190H53ZM72 189V187H71ZM74 189V190H75ZM65 190V189H64ZM63 190V191H64ZM67 190V189H66ZM129 193H125V191ZM234 191V194L231 196L230 191ZM61 189L59 190L58 193L60 192ZM70 191V190H69ZM57 192V190H56ZM66 192V191H65ZM64 192V193H65ZM57 193V194H58ZM63 193V192H62ZM73 193V194H75ZM52 194H55L54 192ZM70 194V193H69ZM67 193V195H69ZM70 194V195H73ZM56 197H59L57 195H55ZM38 199H37V198ZM64 198V196H62ZM61 197V198H62ZM68 196H66L67 198ZM55 199V198H54ZM60 199V198H59ZM68 199V198H67ZM71 199V198H70ZM28 200H29V204H28ZM38 200H42V203L39 204ZM56 200V199H55ZM52 201V202H51ZM43 205H46L47 208H44ZM7 206L11 207V210H7ZM29 207H34V209L30 212L28 209ZM50 208H52L54 210L55 215H58L59 217L51 220V217L46 215L47 210H49ZM67 210V213L72 216V219H70V222L68 223L67 218L69 217V215H67L66 213H64V211ZM118 213H122L123 217H122V221L119 222L118 219L115 220L114 216H116ZM106 217V218H105ZM106 221H108L106 223ZM91 226L92 231L90 232L91 236L88 235H82V233H80L79 229L82 226ZM253 228V227H252ZM247 229L251 228L250 226L247 227ZM6 230V231H5ZM44 231H40L41 235H43ZM179 234L180 235V240L179 241H175L174 240V234ZM34 234H39L38 232H32L31 235ZM18 235V234H17ZM24 236H28V231L23 234ZM32 235V236H33ZM163 235L165 238L167 237V241H162L160 239V236ZM92 238H95L92 240ZM63 239V242L66 245L63 246H59V242L60 240ZM257 241V240H256ZM250 244V243H249ZM263 245V244H262ZM261 245V247H262ZM69 248V251L66 249ZM246 249V248H245ZM245 249H242L243 251ZM248 249H249V245H248ZM247 250V249H246ZM245 250V252H246ZM263 251V250H262ZM68 252H70V258L68 260ZM249 253V250L247 251ZM261 252V251H260ZM247 253V254H248ZM264 253V252H263ZM262 253V254H263ZM161 254H163V256H160ZM259 254V253H258ZM261 254V255H262ZM264 256V254H263ZM252 259V258H251ZM251 259H247L244 257V259L240 260V264L241 262L243 264H249ZM52 263V262H51Z\"/></svg>", "mask_w": 264, "mask_h": 264}]
</instances>
